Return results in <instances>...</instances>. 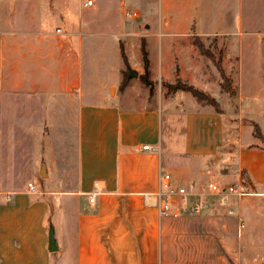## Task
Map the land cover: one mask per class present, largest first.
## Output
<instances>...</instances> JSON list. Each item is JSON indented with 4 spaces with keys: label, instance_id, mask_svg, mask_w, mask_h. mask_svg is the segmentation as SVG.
Returning <instances> with one entry per match:
<instances>
[{
    "label": "crops",
    "instance_id": "obj_1",
    "mask_svg": "<svg viewBox=\"0 0 264 264\" xmlns=\"http://www.w3.org/2000/svg\"><path fill=\"white\" fill-rule=\"evenodd\" d=\"M92 1L93 6L84 7L85 2L76 0L77 21L68 18L67 0H57L58 16L53 21L46 20L44 13L23 29L16 28L14 21L0 26V119L7 103L15 110H34L43 104L47 116L64 112L66 118L62 116L57 125L52 120L47 123L44 141L51 147L61 143L57 149L64 147L62 168L67 169L60 177L64 187L53 188L49 182L55 173L49 177L43 169L42 178L47 180L31 191L27 187L31 180L17 184L15 159L10 181H5L0 152V264H224V253L218 251L228 242L224 228L234 231L233 244H241V214L252 217L257 209L248 211L236 197L223 204L207 192L205 177L219 175L217 170L227 161L233 165L221 174V181L231 173L235 178L229 185L241 184L243 171L248 191L264 196V151L250 146L253 139L248 138L249 146L241 145L242 137L214 111L186 113L172 100L140 109L127 103V89L119 88L124 70L120 46L123 42L127 51L143 37L139 22L123 27L111 16L128 0ZM242 8L243 0H155V47L161 53L170 44L179 51L183 36L240 37ZM90 19L93 22L85 23ZM101 22L106 29L97 33L94 27ZM93 34L100 39L88 47L83 38ZM86 49L89 59L85 60ZM92 49L103 56L101 61L92 56ZM84 67L88 76L103 68L109 77L98 87L92 81L84 87ZM239 87V97L246 100L243 107L254 115L257 99ZM111 89L113 95L107 92ZM164 109L172 117H183L184 141L182 150L168 147L163 160ZM178 131L172 128L171 136ZM2 137L0 133V150ZM143 146L149 149L142 150ZM221 149L226 153L221 155ZM58 155L63 156L59 151ZM215 164L218 168L213 172L210 166ZM27 169L34 174L32 167ZM161 173L187 186L186 200H176L172 208L179 212L177 217H160L154 206L144 204V196L158 190ZM94 193V201L89 202ZM50 230L55 241L52 252Z\"/></svg>",
    "mask_w": 264,
    "mask_h": 264
},
{
    "label": "rangeland",
    "instance_id": "obj_2",
    "mask_svg": "<svg viewBox=\"0 0 264 264\" xmlns=\"http://www.w3.org/2000/svg\"><path fill=\"white\" fill-rule=\"evenodd\" d=\"M56 3L57 0H0V26L6 21H14L16 28L23 29L30 23H37L44 13H46V17H44L46 20L53 21L58 16L56 15L58 14L56 11L58 4ZM66 6L69 9V20L77 21V13H74L75 10H73V6H76V0H67ZM116 7L111 16L119 26L127 27L135 21L139 22L138 30L143 35L127 51L123 42L121 44L128 61V70H125V73L129 77L130 70L136 72V77H129L127 86L123 88V90L127 89L126 95L129 97L127 103H131L135 108L140 109L144 107L154 108L158 100L162 103H169L172 100L183 105L186 113L202 109L214 111L222 116L226 124L231 125L236 136L245 139L241 141V145L249 146L247 144L248 138L253 139L251 140L253 144L250 146L264 151V0H243V27L240 37L236 36L229 39L223 37L200 39L196 37L204 48V54L197 49L192 38L184 36L179 37L180 45L177 47L179 51H175V46L170 44L166 45V51L161 53L158 51L159 46L155 47V18L158 15V12L155 11V0H128V4L125 3L121 9ZM134 11L138 13L137 18L127 19L126 13ZM86 22L91 23L93 20H85ZM104 24L101 22L95 25L94 28L97 33L104 32L106 29ZM147 34L149 36L146 37ZM83 39L90 47L89 45L94 46L100 38L98 34H93L85 36ZM162 40L165 38L161 37ZM141 46L147 52L151 89L144 86L139 79L143 73ZM91 53L98 61L103 59V56L95 49H92ZM83 56L85 60L88 58L89 51L87 49L83 51ZM129 60L132 65L129 64ZM159 60H162L161 67L158 66ZM88 70L87 67H84V87L89 86L91 81L95 87H98L99 82L109 77L108 72L106 73L103 68H98L92 76H88ZM220 72L225 75L227 81L223 82ZM238 74H240V81ZM180 85L194 87L203 94L205 99L197 101L189 92L177 90L175 87ZM239 85L244 93H247L248 90L247 95L257 99L252 105L254 115H248V110L243 107V102L246 103V100L242 101L239 97ZM107 92L108 94L111 92L113 95L115 89ZM19 108L16 107L15 110L7 103L4 107L5 116L0 119V133L3 135V145L0 152L5 181L8 183L10 181L7 178L10 175L12 159H15L14 174L19 186L24 185L29 179L34 187H40L47 180L41 177V171L44 169L46 173L48 172L49 177L55 173V177L50 180L49 184H52L53 188H62L63 180L60 177L67 171L65 167L62 168V162H65L62 152L64 147L61 146L57 149L61 143L56 147L45 144L44 128L50 120L57 125L62 116H66L65 113L58 111L47 116L48 110L44 113L43 104L34 110ZM9 112L12 114L9 115ZM170 114L168 110L164 109L161 116L160 139L163 160L166 157L168 147H174L177 150L183 149L184 139L182 138L183 134L180 133L181 128H183V117L176 118ZM172 128L179 130L173 133V137L170 132ZM170 143L173 146H170ZM58 151L63 156L60 157ZM225 153V149L220 150L221 155ZM174 159L180 161L179 156H175ZM232 165L225 161L219 170H217L216 164L211 165L210 170L213 172L217 170L219 175H215V173L213 176L206 175L205 187L210 181L219 186H228L234 183L235 177L231 173L229 179L226 177L225 181L220 180L221 174L228 173ZM27 167H32L34 174L30 175ZM239 174L242 178L241 184L246 188V195L239 198L241 199L240 203L250 212L253 207L257 210L252 217L241 214L239 223H241L242 243L233 244L231 237L234 231L232 232L231 229L225 227L224 236L225 241L228 240V242L223 250L220 248L218 251L221 250L224 253V264H264V196L249 192L244 172L241 171ZM180 185L187 189L184 183L181 182ZM251 220L254 222L250 225ZM209 236H213V234ZM226 237L228 238L226 239ZM208 248L211 249L210 244H208Z\"/></svg>",
    "mask_w": 264,
    "mask_h": 264
},
{
    "label": "built area",
    "instance_id": "obj_3",
    "mask_svg": "<svg viewBox=\"0 0 264 264\" xmlns=\"http://www.w3.org/2000/svg\"><path fill=\"white\" fill-rule=\"evenodd\" d=\"M93 6L92 0H87L84 3V7ZM138 13L136 11L126 13L127 19L137 18ZM148 146H143L142 150H148ZM29 190H33V184L27 185ZM206 190L209 194L214 195L221 199L223 204L228 203L230 197H244L246 195V188L242 184L219 186L215 182H209L206 186ZM248 194V193H247ZM96 193L91 194L89 202L94 201ZM188 196V191L185 186L175 183L173 178L168 173H161L159 176V188L155 193L146 194L144 196V204L147 206H154L157 209L158 215L177 217L179 212L173 210L175 201L184 202ZM199 207H195L194 211L197 212Z\"/></svg>",
    "mask_w": 264,
    "mask_h": 264
},
{
    "label": "trees",
    "instance_id": "obj_4",
    "mask_svg": "<svg viewBox=\"0 0 264 264\" xmlns=\"http://www.w3.org/2000/svg\"><path fill=\"white\" fill-rule=\"evenodd\" d=\"M192 40L195 43V46L197 47V49L202 54H204L203 46L197 41V39L195 37H193ZM140 55H141V58L143 60V70H144V72H143L142 75H140L139 79H140V82L144 86H146L149 89H151V82L149 81L150 79H149V76H148L149 74H148V70H147V66H148L147 52L143 49L142 46L140 47ZM120 56H121V60H122L123 66H124V70L121 72V81H120L119 88L123 89L124 87L127 86L128 80L130 78L125 73V70H128V61H127V58H126V55H125V52L123 50L122 45L120 46ZM218 67H219V65H218ZM220 73H221V76L223 78V82L227 81V78L225 77V75L222 72H220ZM175 88L177 90L180 89V90L189 92L194 98H196L197 101H203L205 99L203 94L200 91H198L197 89H195L194 87H192V86L180 85V86L175 87Z\"/></svg>",
    "mask_w": 264,
    "mask_h": 264
},
{
    "label": "water",
    "instance_id": "obj_5",
    "mask_svg": "<svg viewBox=\"0 0 264 264\" xmlns=\"http://www.w3.org/2000/svg\"><path fill=\"white\" fill-rule=\"evenodd\" d=\"M147 28V26L145 27ZM129 77H136V72L134 70H130L129 71ZM43 170V169H42ZM43 171L41 172V177H43ZM48 250L50 252L55 251V241L53 238V232L50 230L49 234H48Z\"/></svg>",
    "mask_w": 264,
    "mask_h": 264
}]
</instances>
